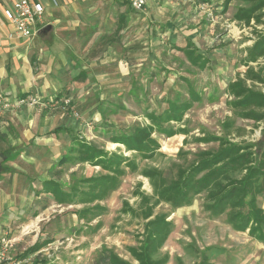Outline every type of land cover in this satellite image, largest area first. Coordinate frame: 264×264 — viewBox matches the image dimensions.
Returning <instances> with one entry per match:
<instances>
[{
  "label": "rangeland",
  "instance_id": "obj_1",
  "mask_svg": "<svg viewBox=\"0 0 264 264\" xmlns=\"http://www.w3.org/2000/svg\"><path fill=\"white\" fill-rule=\"evenodd\" d=\"M147 1L145 10L120 5L117 0L92 1L93 10L82 15L86 27L77 26L66 36L65 31L43 36L51 45L39 44H44L46 58L37 73L24 75L22 81L13 74L16 88L0 91L4 100L0 104V153L16 154L2 162L0 191L11 190L17 197L13 206L18 208L0 217V224L9 226L18 257L37 241L53 238L28 256L29 264L43 259L51 264H95L104 249L139 264L129 247L142 245L147 221L159 215L172 222L156 254V258L167 257L165 264H199L203 255L211 264H264V242L249 230L234 229L226 213L212 215L205 207L206 192L180 207L156 202L152 179L144 174L157 169L169 181L176 178L178 169L193 164L200 151L217 148V142L199 139L205 134L250 143L264 139V123L235 117L229 105L233 97L227 91L229 81L247 68L243 60L245 48L253 43V25L246 26L234 15L249 3ZM99 41L103 47L94 55ZM189 44L209 58L205 69L191 63L184 51ZM260 62L264 64V58ZM188 85L198 98L181 121L164 123L168 132L154 129L152 135L160 147L150 157L110 140L105 126L113 131L124 125L152 124L147 113L166 108L168 98H188ZM230 117H235V124L226 129L224 122ZM56 128L62 130L50 132ZM72 135L121 154L135 168L122 162L124 174L118 187L101 199L83 201L81 192L89 189L85 180L107 170L78 158ZM8 164L14 168L3 169ZM46 179L78 195L63 204L52 200L42 210L36 192ZM258 201L264 209V195H258ZM147 207L153 214L146 219ZM83 209L89 210L88 218L80 215Z\"/></svg>",
  "mask_w": 264,
  "mask_h": 264
},
{
  "label": "trees",
  "instance_id": "obj_2",
  "mask_svg": "<svg viewBox=\"0 0 264 264\" xmlns=\"http://www.w3.org/2000/svg\"><path fill=\"white\" fill-rule=\"evenodd\" d=\"M210 0H198V3H209ZM232 0H226V4ZM248 2L246 7H239L234 15L236 20L246 26L253 25V43L245 48L246 56L243 63L247 66L244 74H238L235 80L228 83L227 91L232 100L229 105L235 117L252 119L256 123H264V64L260 62L264 58V0H242ZM120 2V1H119ZM123 3H127L126 1ZM120 4V3H119ZM199 4V5H200ZM121 21H123V17ZM262 26L261 28H259ZM94 28H92L93 30ZM103 42L99 41L92 53L96 55L101 51ZM184 51L189 55L193 65L205 69L209 58L197 51V46L186 45ZM257 66H254L253 64ZM261 85V86H259ZM188 98L167 99V107L159 112L147 113L152 124H135L133 127L119 126L113 131L110 126H105L106 131L111 132L110 140L124 144L128 150L135 151L148 158L159 149V142L153 137L154 129L158 127L160 132H168L163 125L170 121H181L184 111L192 101L198 98L195 90L188 85ZM59 97V96H58ZM235 117L228 118L224 122L226 129H231L235 124ZM56 128L50 132H59ZM174 133V132H169ZM264 137V127L262 129ZM203 142H217L215 149L202 150L198 153L196 161L178 169L176 178L170 181L165 179L162 171L146 170L144 174L152 179L156 202L165 201L174 207L189 204L192 199L203 192L207 193L205 207L212 215L227 214L229 223L239 231L249 230V234L264 242V209L259 205L258 195H264V139L258 143L247 141L239 142L230 140L225 136L205 134L199 138ZM74 151L78 158L100 165L107 170L106 174L93 176L85 180L89 184L88 191L81 192L83 201L101 199L109 191L118 187L120 177L124 174L121 168L122 162L135 168L134 162L124 158L116 152H108L93 142H88L80 136L72 135ZM6 161L15 158V153L9 150L2 152ZM8 167H3V169ZM41 199V209L45 210L52 200L59 203H68L77 196L76 191H68L56 180L46 179L41 182L36 192ZM148 200L146 196H143ZM88 209L79 213L88 218ZM153 210L147 207L145 218L151 217ZM146 236L140 247H129L131 255L139 264H165L167 257L156 258V254L164 244L171 232L172 222L166 216L159 215L146 223ZM53 241L52 237L37 241L30 247L23 257L30 256L44 245ZM34 264H51L48 259L36 260ZM95 264H133L124 260L111 250L104 249ZM182 264V263H180ZM199 264H211L207 255L202 256Z\"/></svg>",
  "mask_w": 264,
  "mask_h": 264
},
{
  "label": "crops",
  "instance_id": "obj_3",
  "mask_svg": "<svg viewBox=\"0 0 264 264\" xmlns=\"http://www.w3.org/2000/svg\"><path fill=\"white\" fill-rule=\"evenodd\" d=\"M34 3H41L44 6V19L45 26L51 25L52 28L46 34L50 33V35L54 36L58 31H65L64 34L68 33L69 30H73L77 26L86 27L88 23H86L87 19H83V11L85 10H93L94 6H92L94 0H30ZM120 1V5L125 4V0H117ZM8 4H11V0H7ZM127 2V1H126ZM145 9L148 6V1ZM127 4L131 5L129 2ZM132 6V5H131ZM133 8V7H132ZM144 9V10H145ZM11 31V27L9 22L3 15H0V91L5 90H14L15 84L12 82V75H20L21 81L25 79L24 75H31L37 73V70L41 66V61H43L44 50H42L43 45H51L50 42H47L43 39V36L46 34H41L38 37L29 39V38H15L10 37L9 33ZM51 37V36H50ZM40 42V43H39ZM44 43L42 47L39 44ZM34 47V48H32ZM37 47H40L37 50ZM47 50H50L49 46H47ZM48 55H52V52H46ZM52 59H55V56L52 55ZM59 60H63L61 57ZM64 63V62H63ZM62 63V64H63ZM53 64V63H52ZM52 67V65H51ZM50 67V68H51ZM52 69V68H51ZM28 80V78H26ZM19 81V80H18ZM29 84L31 82L28 80ZM2 153V152H1ZM14 153V152H12ZM11 161V160H9ZM8 162V161H7ZM6 162V163H7ZM8 164L6 167L14 168V164ZM6 170H3L5 172ZM17 197L13 196L12 191L10 190L8 193L3 194L0 191V217L8 214L9 210L12 208L18 210V208L14 207ZM1 220V218H0ZM2 223V222H0ZM2 227V228H1ZM0 234L4 231H8L10 228L8 225L2 226L0 224Z\"/></svg>",
  "mask_w": 264,
  "mask_h": 264
},
{
  "label": "built area",
  "instance_id": "obj_4",
  "mask_svg": "<svg viewBox=\"0 0 264 264\" xmlns=\"http://www.w3.org/2000/svg\"><path fill=\"white\" fill-rule=\"evenodd\" d=\"M136 10H144L146 0H125ZM0 15L9 22L11 31L9 36L15 38L33 39L40 35L45 27L44 6L30 0H0ZM4 104L3 94L0 92V104ZM7 105V102H6ZM9 230L0 234V264H29L30 257H18L14 254L16 240L10 237Z\"/></svg>",
  "mask_w": 264,
  "mask_h": 264
},
{
  "label": "water",
  "instance_id": "obj_5",
  "mask_svg": "<svg viewBox=\"0 0 264 264\" xmlns=\"http://www.w3.org/2000/svg\"><path fill=\"white\" fill-rule=\"evenodd\" d=\"M52 26L47 25L42 29L41 34H46L49 30H51ZM6 161V156L2 153H0V171L2 170V162Z\"/></svg>",
  "mask_w": 264,
  "mask_h": 264
}]
</instances>
